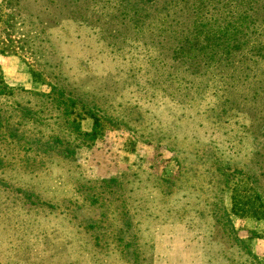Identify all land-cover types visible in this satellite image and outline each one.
I'll list each match as a JSON object with an SVG mask.
<instances>
[{
  "label": "rangeland",
  "instance_id": "1",
  "mask_svg": "<svg viewBox=\"0 0 264 264\" xmlns=\"http://www.w3.org/2000/svg\"><path fill=\"white\" fill-rule=\"evenodd\" d=\"M127 2L0 3V47L38 83L0 98V264H249L223 206L264 264V218L234 215L231 197L264 209V60L177 65ZM51 78L84 97L74 113L84 133L89 113L99 119L92 134L67 130L66 91L34 94L51 93ZM57 135L74 142L71 158L42 152Z\"/></svg>",
  "mask_w": 264,
  "mask_h": 264
},
{
  "label": "trees",
  "instance_id": "2",
  "mask_svg": "<svg viewBox=\"0 0 264 264\" xmlns=\"http://www.w3.org/2000/svg\"><path fill=\"white\" fill-rule=\"evenodd\" d=\"M120 1L122 5L120 10L124 11L123 5L126 0ZM127 3L130 7L132 23H148L149 37L146 40L160 45H169V60L176 62L177 65L200 66L205 61L204 63L215 64L226 62L225 66H228L227 62L243 59L250 68V63L251 66L252 64L258 65L257 63L264 60V0H128ZM134 29L135 35L132 41L136 43L144 37L139 36V25L135 24ZM129 42V39L124 38L118 41L117 45L131 46ZM158 44H154L153 49H156ZM156 53L158 54V51ZM1 56H9V53L0 47ZM35 60L39 64V61ZM146 61L147 65L153 67V69H148L152 86L155 88L164 86L163 82L158 80L163 78L164 74L162 66L157 62H160L157 55L147 57ZM57 66L60 68V65L57 64ZM40 68L45 73L46 70L41 67V64ZM33 79L37 82L34 77ZM51 79L53 81L50 84L51 93H34L40 95L48 103L55 102L54 96L58 91L67 92L68 86ZM15 91V87L6 83L0 68V98L13 96ZM64 96L67 102H70L71 109L69 120L66 122L67 130L77 135L92 134L99 119L89 113L96 126L93 132L84 133L81 129V123L85 120L84 114L74 113L75 105L79 103L78 100H83L84 97L73 96L68 92ZM17 107L20 106L17 105ZM31 112L28 110L26 113L29 115ZM2 124L3 106L0 103V128ZM12 136L17 137L16 133H12ZM48 143L51 145H47L42 152L54 149V152L63 158H71L75 155L76 149L71 147L74 142L66 141L57 135ZM231 197L234 215L264 218L259 215V211L264 212V209L253 208V211H250L249 208L242 207L237 193H232ZM217 216L221 226L225 229L226 236L246 254L249 264H262L253 245L248 240L239 237L232 215L224 206Z\"/></svg>",
  "mask_w": 264,
  "mask_h": 264
},
{
  "label": "crops",
  "instance_id": "3",
  "mask_svg": "<svg viewBox=\"0 0 264 264\" xmlns=\"http://www.w3.org/2000/svg\"><path fill=\"white\" fill-rule=\"evenodd\" d=\"M2 0H0L1 3ZM0 68L4 74L6 83L11 87H24L36 89L38 83L33 79L29 69L18 55L0 57ZM253 245V244H252ZM255 247V245H253Z\"/></svg>",
  "mask_w": 264,
  "mask_h": 264
}]
</instances>
